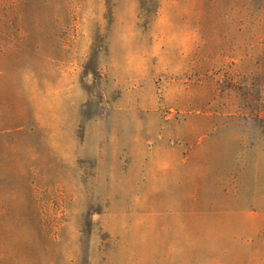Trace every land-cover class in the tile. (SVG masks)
<instances>
[{"label":"rangeland","instance_id":"374dc122","mask_svg":"<svg viewBox=\"0 0 264 264\" xmlns=\"http://www.w3.org/2000/svg\"><path fill=\"white\" fill-rule=\"evenodd\" d=\"M263 28L264 0H0V264H264Z\"/></svg>","mask_w":264,"mask_h":264},{"label":"trees","instance_id":"16d2710c","mask_svg":"<svg viewBox=\"0 0 264 264\" xmlns=\"http://www.w3.org/2000/svg\"><path fill=\"white\" fill-rule=\"evenodd\" d=\"M254 43L256 45V50H259V52L261 50L263 52L262 53V58H263V56H264V28L261 30V33L258 34ZM259 62H260V59H258L257 64H259ZM262 71L264 74V68ZM260 113H264V110H259V115H260Z\"/></svg>","mask_w":264,"mask_h":264}]
</instances>
